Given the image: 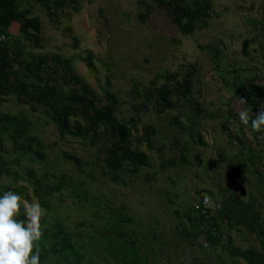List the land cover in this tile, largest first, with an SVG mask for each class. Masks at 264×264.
Masks as SVG:
<instances>
[{"label": "trees", "instance_id": "obj_1", "mask_svg": "<svg viewBox=\"0 0 264 264\" xmlns=\"http://www.w3.org/2000/svg\"><path fill=\"white\" fill-rule=\"evenodd\" d=\"M35 1L42 6L50 23L60 29L73 46H77L80 41L73 34L72 26L62 22L80 9L81 0ZM140 3L144 5V10L139 12L141 21H147L158 9L182 33L201 29L215 14L212 0H142ZM259 8V19L252 20L255 34L242 39L241 51L248 54L249 46L255 43L252 52H259L264 57V2ZM97 11L108 25L103 10L98 8ZM13 21L19 24L17 34L9 31ZM0 34L4 36L0 39V100L11 96L29 111L0 109V177H12L10 183L0 182V195L8 190L24 195L27 187L46 213L51 210V205L41 197L59 193L66 187L78 201L87 203L90 200L92 214L98 218L89 224L91 230L85 232L78 229L86 225L85 220L72 227L56 214L44 213L40 219L43 232L39 242L40 264H148L146 253L133 233L124 229L133 220L124 206H115L107 200L101 201L99 196L90 195L84 181L75 182L64 171L44 169L37 172L32 166L23 165L20 172L15 170V164L24 157L31 161L45 160L47 144L34 132L36 120L33 117L34 114L37 117L43 114L60 137L77 138L94 149L89 161L76 153L62 151L63 157L73 163L77 172L81 173L91 165L90 169L96 168L100 176L114 180H121V175L138 174L143 167L151 165L140 144L152 149L157 131L154 123H142L144 113L153 110L161 114L176 109L177 115L170 119L172 125L180 123L184 107H188L192 115L202 116L204 109H201L199 100L190 95L194 65L180 73H169L161 82L152 79L143 87L132 83L128 91L131 113L127 117L118 116L122 99L110 88L108 75L104 77L101 90L97 91L76 69L71 57L56 51L34 50L41 48L46 40L42 19L21 0H0ZM204 47L219 57L220 50L215 42ZM92 59L90 50L81 57L86 68L91 67ZM236 71L231 70V75L223 80L232 87L234 94L246 100L245 108L254 118L258 111H264V83L259 72L239 76ZM234 117V112L228 110L220 127L231 142L245 150L246 156L240 162L243 170L234 168L232 161L227 164L236 171L258 173L263 190L247 192L244 185L234 181L218 198L219 208L209 216L191 206L195 214L190 210L184 214L188 227L178 232L181 237L194 240L205 232L208 246L224 248L232 264H264V202L260 199V195H264V171L256 165L264 160V147L259 145V135L264 131H253L250 121L244 125ZM195 134L201 142V134L198 131ZM174 161L171 159L168 164H176ZM18 180H23L27 186L19 185ZM101 208L105 215L100 212ZM19 218L25 219L23 209ZM220 222L230 228H244L251 234L252 241L246 245L235 242L231 234L224 235V231L218 228Z\"/></svg>", "mask_w": 264, "mask_h": 264}, {"label": "rangeland", "instance_id": "obj_2", "mask_svg": "<svg viewBox=\"0 0 264 264\" xmlns=\"http://www.w3.org/2000/svg\"><path fill=\"white\" fill-rule=\"evenodd\" d=\"M140 1L81 0L80 9L62 22L72 26L73 34L80 41L73 46L71 40L50 23L38 2L21 0L42 19L46 40L41 48L34 50L56 51L71 57L76 69L97 91L101 90L104 77L108 75L110 88L122 99L118 116L127 117L131 113L128 91L132 83L143 87L152 79L161 82L169 73H180L191 64L194 73L190 95L199 100L201 109H204L202 116H194L188 107H184L180 123L172 125L170 119L177 115L176 109L161 114L153 110L144 113L142 123L152 122L157 126L153 148L140 144L151 165L143 167L136 175H121V180H114L100 176L96 168L90 169L91 165H87L83 172H77L73 163L63 157L62 151L76 153L89 161L94 149L77 138L60 137L46 116L34 114V132L47 144L45 160L31 161L24 157L16 162L15 170L21 172L23 165H28L37 172L44 169L64 171L75 182L84 181L90 195L99 196L101 201L107 200L115 206H124L133 218L124 229L133 233L146 253L148 264H232L224 248L219 245L204 248L193 238L181 237L178 231L187 229L184 214L191 211L193 200L201 193L218 199L234 181L244 185L247 192L263 190L258 173L236 171L227 164L232 161L234 168L243 170L240 162L245 159L246 152L227 138L220 122L228 110L234 112L236 120L240 119L239 112L246 109L223 77H229L231 70H237L239 76L259 72L264 83V57L259 52H252L255 43L249 46L248 54L241 51L242 39L255 34L252 20L259 19V5L264 0H212L215 14L208 19L206 26L191 33H182L158 9L147 21H141L139 12L144 10V5ZM98 8L103 10L108 25L98 14ZM18 26V22L13 21L9 31L17 34ZM211 42L217 44L219 57L204 47ZM87 50L93 56L90 68H86L81 60ZM0 109L11 112L23 109L29 113L26 106L19 105L11 96L0 100ZM196 131L201 134V142ZM259 139V145L264 147L263 133ZM185 146L187 148H183ZM171 159L176 164H168ZM256 165L264 171V160ZM0 182L10 183L12 177L3 175ZM17 183L26 185L23 180ZM25 193L21 195L24 200L38 201L29 188L26 187ZM260 196L264 202V195ZM41 198L51 205L49 212L45 213L43 209L45 214H56L72 227L85 220L86 225L78 229L87 232L91 230L89 224L98 221L92 214L91 201H78L69 188ZM100 212L104 214L103 208ZM218 228L224 231V235L231 234L237 243L246 245L252 241L251 234L244 228H230L225 222H220Z\"/></svg>", "mask_w": 264, "mask_h": 264}, {"label": "clouds", "instance_id": "obj_3", "mask_svg": "<svg viewBox=\"0 0 264 264\" xmlns=\"http://www.w3.org/2000/svg\"><path fill=\"white\" fill-rule=\"evenodd\" d=\"M239 102L246 104L243 97L239 98ZM239 116L244 125H248L250 121L253 131H264V111H258L253 118L245 109L239 112ZM203 194L218 203V207L207 208L206 212L196 208L195 203ZM191 206L195 211L209 216L219 208L220 203L218 199L212 198L209 194L201 193L193 200ZM22 209L25 219L19 218ZM43 214L44 210L37 200L29 202L12 190L0 195V264H40L39 242L43 235L40 219ZM195 240L202 247H208L205 232L200 233Z\"/></svg>", "mask_w": 264, "mask_h": 264}, {"label": "built area", "instance_id": "obj_4", "mask_svg": "<svg viewBox=\"0 0 264 264\" xmlns=\"http://www.w3.org/2000/svg\"><path fill=\"white\" fill-rule=\"evenodd\" d=\"M3 37V34H0V39H2ZM218 205V203L212 201L210 197L206 194L201 195L195 203V207L201 209L202 212H206L207 208H216L218 207Z\"/></svg>", "mask_w": 264, "mask_h": 264}]
</instances>
